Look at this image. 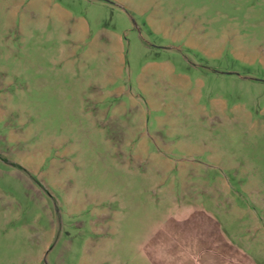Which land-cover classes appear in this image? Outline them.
Wrapping results in <instances>:
<instances>
[{
    "label": "rangeland",
    "instance_id": "rangeland-1",
    "mask_svg": "<svg viewBox=\"0 0 264 264\" xmlns=\"http://www.w3.org/2000/svg\"><path fill=\"white\" fill-rule=\"evenodd\" d=\"M198 212L264 264V0H0V264H171Z\"/></svg>",
    "mask_w": 264,
    "mask_h": 264
},
{
    "label": "crops",
    "instance_id": "crops-1",
    "mask_svg": "<svg viewBox=\"0 0 264 264\" xmlns=\"http://www.w3.org/2000/svg\"><path fill=\"white\" fill-rule=\"evenodd\" d=\"M83 33L85 29L81 30ZM123 42L120 40L119 54L122 59L123 55ZM124 58V57H123ZM201 212L193 216H185L180 218L181 222L171 221L173 225H177V231L171 237L166 238L162 243L159 240H155V251L153 255H161L172 257L171 264H253L252 258H250L245 252L234 249L229 243L219 241L216 237H211L206 233H209V228L200 224H204L207 221L212 220L210 216L198 215ZM201 216L202 221H197ZM194 224L193 228L188 226ZM201 227V232H195L197 228ZM217 236V235H216ZM157 246V247H156ZM164 251V252H163Z\"/></svg>",
    "mask_w": 264,
    "mask_h": 264
}]
</instances>
